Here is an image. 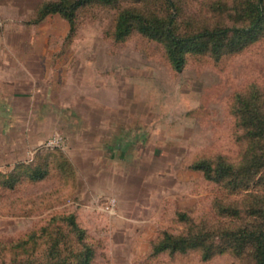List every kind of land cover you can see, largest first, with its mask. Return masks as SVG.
<instances>
[{"label":"rangeland","instance_id":"374dc122","mask_svg":"<svg viewBox=\"0 0 264 264\" xmlns=\"http://www.w3.org/2000/svg\"><path fill=\"white\" fill-rule=\"evenodd\" d=\"M44 1L0 0V110L46 118L36 127L30 121V136L39 138L25 155L17 124L20 159L54 150L45 143L55 134L67 144L50 156L43 179L24 174L9 187L12 165H0V264L44 259L48 248L40 239L25 250L12 244L70 212L95 247L93 264H240L229 252L207 261L198 251L152 256L151 245L164 230H184L183 212L197 222L214 215L220 185L190 165L205 156L240 158L230 103L264 69V38L218 59L189 54L175 71L162 43L138 32L114 37L116 6L81 8L72 29L59 13L35 22ZM145 1L160 11L157 0ZM216 1L178 0L181 29L232 21L218 15ZM111 198L114 213L104 209Z\"/></svg>","mask_w":264,"mask_h":264},{"label":"trees","instance_id":"16d2710c","mask_svg":"<svg viewBox=\"0 0 264 264\" xmlns=\"http://www.w3.org/2000/svg\"><path fill=\"white\" fill-rule=\"evenodd\" d=\"M157 2L162 5L160 11L147 9L145 0H48L37 8L34 21L59 13L69 20L73 29L81 8L91 4L116 6L114 37L124 40L138 32L162 43L175 71L184 69L189 54L212 55L218 59L223 54L238 53L264 38V0L231 3L218 0L214 6L218 15H230L232 21L190 29L180 27L183 12L180 1ZM234 17L237 20H233ZM263 77L264 69L244 90L236 91L230 103L236 140L242 146L238 161L231 162L226 156L217 155L200 157L190 165L220 185L221 195L215 199L214 215L197 222L189 214L181 213L179 218L186 224L184 230L179 233L164 230L151 245L152 256L198 251L201 259L207 261L216 254L229 252L240 264H264V175L257 178L264 170ZM53 149L46 155L38 152L29 162L18 161L5 184L15 187L25 179L24 174L32 180L43 179L49 173L50 156L56 155L55 151L60 152L58 147ZM38 239L48 248L44 259H12L7 264H93L95 247L85 240L86 231L74 212L53 215L39 232L30 233L12 247L25 250L27 244L38 246Z\"/></svg>","mask_w":264,"mask_h":264},{"label":"crops","instance_id":"0c3cea01","mask_svg":"<svg viewBox=\"0 0 264 264\" xmlns=\"http://www.w3.org/2000/svg\"><path fill=\"white\" fill-rule=\"evenodd\" d=\"M10 95L16 96V92L14 91L13 93H9L7 101L10 100ZM22 95L30 97V95L25 92ZM17 117L19 118L17 119ZM44 119L46 118L41 115H38L32 119L31 114L27 111H24L20 113V116H17V113L14 110H12L11 107H7V106L6 109L2 108L0 110V165L2 163H9L12 165L11 168L14 169L18 161L21 160L25 161L23 159H20L22 157H18V155H20L18 153L23 150L22 154L25 155V150L27 149V147L31 146V144L33 142L35 143L36 140L39 138L37 137L36 134L34 137L30 136V131L32 130L33 127L31 126L32 124L30 123V121L32 120L33 125H35L36 127L39 123L42 124L44 122ZM19 120H22L23 123L19 124ZM17 124L21 128V135L24 137L18 147V149H20L18 153H17V133H16ZM28 132H29V137L26 138L25 136H27ZM34 132H36V130H34ZM43 137H42V141L47 139L46 136ZM24 142H27L26 146H23ZM107 146L112 147L111 144ZM29 161L30 160H28V162Z\"/></svg>","mask_w":264,"mask_h":264},{"label":"built area","instance_id":"2783aa9c","mask_svg":"<svg viewBox=\"0 0 264 264\" xmlns=\"http://www.w3.org/2000/svg\"><path fill=\"white\" fill-rule=\"evenodd\" d=\"M67 144V139L64 135L61 134H55L53 135L48 141L45 143V146L47 147H60L65 148ZM117 200L116 198H111L107 201L104 209L110 213H114L116 210Z\"/></svg>","mask_w":264,"mask_h":264}]
</instances>
